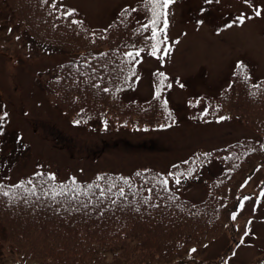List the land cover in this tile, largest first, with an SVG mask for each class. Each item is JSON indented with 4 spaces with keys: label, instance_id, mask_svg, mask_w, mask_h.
Here are the masks:
<instances>
[{
    "label": "trees",
    "instance_id": "1",
    "mask_svg": "<svg viewBox=\"0 0 264 264\" xmlns=\"http://www.w3.org/2000/svg\"><path fill=\"white\" fill-rule=\"evenodd\" d=\"M5 2L33 39L82 50L59 64L48 81V91L65 115L144 128L175 121V107L163 98L166 82L159 74L158 97L123 98L141 73L140 54L135 53L151 51L154 43L151 29L145 28L153 18L149 0L125 6L107 27H92L56 0ZM160 11L166 13L163 7ZM190 103L194 118L237 117L264 133V78L255 79L245 63L219 94L192 97ZM212 155L223 169L203 200L176 191L154 167L135 170L131 177L103 171L89 180H59L40 170L15 183H0V222L13 247L41 264H167L224 230L240 203L242 183L264 160V140L244 137L194 153L174 164L172 172L193 177Z\"/></svg>",
    "mask_w": 264,
    "mask_h": 264
},
{
    "label": "rangeland",
    "instance_id": "2",
    "mask_svg": "<svg viewBox=\"0 0 264 264\" xmlns=\"http://www.w3.org/2000/svg\"><path fill=\"white\" fill-rule=\"evenodd\" d=\"M135 1L57 0L77 9L93 26L109 25L123 6ZM257 10L260 16L255 15ZM237 17H244V22ZM167 22L170 53L159 58L143 52V73L123 97L152 96V75L164 71L172 77L167 98L174 102L177 120L157 130L114 123L109 127L96 121L76 124L61 114L46 85L59 63L81 50L33 40L5 0H0V183H14L40 169L59 178L90 179L102 171L128 175L151 166L164 172L176 191L193 200L204 199L222 169L219 159L213 157L195 178L178 177L171 166L194 151L245 136L264 139V133L238 118L193 119L189 97L218 94L241 61L255 78L264 76V0H173ZM239 193V207L224 230L192 245L179 257L183 261L175 264H260L264 259V160L249 172ZM16 262L41 264L16 251L0 224V264Z\"/></svg>",
    "mask_w": 264,
    "mask_h": 264
},
{
    "label": "snow or ice",
    "instance_id": "3",
    "mask_svg": "<svg viewBox=\"0 0 264 264\" xmlns=\"http://www.w3.org/2000/svg\"><path fill=\"white\" fill-rule=\"evenodd\" d=\"M149 2L153 5L152 8V20H151V24L150 25H145V28H150L151 29V39L154 41V43L151 45V55L156 56L157 53L160 51V45L162 43H166L167 41V36L165 35L164 40L160 39V35L161 33H165L166 34V30L168 27V22H167V13H162L160 11V8L163 7L164 9L168 8V6L170 4L173 3V0H149ZM208 2H211V0H208ZM74 11V10H73ZM67 15L71 16L72 12H68ZM256 16H260L261 12L259 10L256 11L255 13ZM162 16L164 17L163 19V28H159L158 25L161 22V18ZM237 20H239L240 23L244 22V17H237ZM73 23H79V21H72ZM227 27H231V25H228ZM164 54L168 55L170 53V48L165 47L163 49ZM139 52H136L135 55H139ZM129 56H132V53L128 54ZM160 77L162 78H166L164 73H159ZM168 87H171V85H168ZM180 87H184V85H180ZM156 96H159V92L156 93ZM205 114H207L205 112ZM221 119H224L223 117ZM77 123H79V121H77ZM5 195H7V193H4ZM262 195H264V193H262ZM233 219H235V216H233ZM192 251H195V249H193Z\"/></svg>",
    "mask_w": 264,
    "mask_h": 264
}]
</instances>
